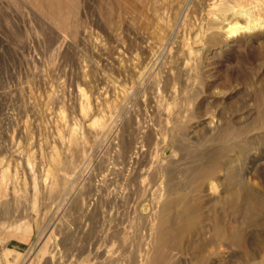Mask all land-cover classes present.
Segmentation results:
<instances>
[{
  "label": "rangeland",
  "instance_id": "374dc122",
  "mask_svg": "<svg viewBox=\"0 0 264 264\" xmlns=\"http://www.w3.org/2000/svg\"><path fill=\"white\" fill-rule=\"evenodd\" d=\"M210 2L0 0V264H149L160 255L154 223L187 205L198 209L177 220L172 233L170 223L163 226L160 252L168 264H264V207L229 204L224 192L232 179L218 168L200 176L203 146L186 136L200 117L217 119L220 109L236 117L264 98V27L235 38L243 47L227 56L198 46L194 73L183 69L176 48L199 27L209 29L204 42L228 28L208 11ZM136 54L149 61L140 74ZM167 82L179 91L158 95ZM161 107L182 110L177 129L164 124ZM148 128L152 144L142 148ZM224 141L213 148L243 151L231 177L264 192V169L260 186L247 173L257 149L238 137ZM211 181L216 187L208 189ZM170 182L188 185L182 207H166ZM214 217L237 229L240 242L209 226L198 236Z\"/></svg>",
  "mask_w": 264,
  "mask_h": 264
},
{
  "label": "bare ground",
  "instance_id": "6f19581e",
  "mask_svg": "<svg viewBox=\"0 0 264 264\" xmlns=\"http://www.w3.org/2000/svg\"><path fill=\"white\" fill-rule=\"evenodd\" d=\"M211 1L210 4H208V11H212L211 13L221 22H227V30L224 31V36H219L217 32L212 33V35L215 37L219 36L218 39H212L209 42H204V37L206 35V33L208 34V30L206 29V32L204 33V29L199 27L198 31L196 32V36L192 39H190L188 42H186V44H182L179 49L176 48V50H179L181 53L178 56L180 59H183L181 61L182 67L184 70L189 71L191 69V61L192 58L194 57V55L197 54V47H206L207 49L210 50H216L218 53H222L223 55L227 56V54L229 53L230 49H234L237 51L241 50L243 45L240 43H235L234 40L235 38H243V36H245V33H249L248 36L254 35L256 33V31H259L260 29H262L264 27V22H262V18H264V10L262 8H260V2H264L263 0H256L254 3H250V4H242V0L238 1V0H209ZM247 1V0H246ZM248 3V2H247ZM264 5V4H263ZM47 6V5H46ZM53 10V9H52ZM51 10V11H52ZM54 12V11H53ZM206 13L207 14H211V13ZM232 12V17H228V14ZM209 16V15H207ZM208 19V18H207ZM179 21V20H178ZM194 24V23H193ZM209 26H211L210 24H208ZM160 26V24H159ZM163 26V25H162ZM151 27V26H150ZM190 27V26H189ZM193 27V26H192ZM196 27V26H195ZM207 27V25H206ZM213 28V26H211ZM215 27V26H214ZM210 28V27H208ZM211 28V29H212ZM158 29V27H157ZM156 29V30H157ZM224 29V26H223ZM155 30V32H156ZM208 31V32H207ZM212 31V30H211ZM154 32V34H155ZM164 32V31H163ZM173 32V31H172ZM210 33V34H211ZM166 34V33H165ZM185 34V33H184ZM164 38V34L161 37V40ZM172 38V37H171ZM185 38V37H184ZM183 38V39H184ZM262 42V41H261ZM160 44V43H159ZM206 45V46H205ZM150 48V47H148ZM232 52V51H231ZM154 53V52H153ZM232 55V54H231ZM134 56V55H133ZM136 56H139L136 54ZM151 57V56H150ZM176 58V60H178L179 63V58ZM136 68H138L137 72L140 74V69H146L148 66V62L147 59L148 57L144 55L143 58L137 57L136 58ZM194 63V62H193ZM192 63V64H193ZM122 65V64H121ZM177 67V66H176ZM169 68V67H168ZM173 68V67H172ZM174 69V68H173ZM171 69V72L172 70ZM176 70V68H175ZM195 70V69H193ZM162 71V70H161ZM177 71V70H176ZM179 71V70H178ZM192 71V69H191ZM123 72V71H122ZM169 72V71H168ZM175 72V71H174ZM181 72V71H180ZM194 73V71H192ZM173 73V72H172ZM191 73V72H190ZM189 73V74H190ZM170 74V73H169ZM174 74V73H173ZM191 75V74H190ZM138 76V75H137ZM189 76V75H188ZM179 77V76H178ZM192 77V76H191ZM183 78V77H182ZM193 78V77H192ZM178 80V79H177ZM180 80V78H179ZM184 80V79H183ZM182 80V81H183ZM189 80V77H188ZM163 83V82H162ZM178 83V82H176ZM187 83V80H186ZM189 84V82H188ZM147 85V83H146ZM145 85V86H146ZM169 83L167 82V84H165L163 87H160L158 89V95H162L163 93L165 94L166 91H168L169 89ZM180 86V85H179ZM124 90V89H122ZM171 92L177 93L179 90L178 88L174 85H172L171 89H169ZM126 93V92H125ZM226 95V94H225ZM87 96V95H86ZM106 96V95H105ZM164 96V95H163ZM163 96H161L163 98ZM217 96H223L222 99L224 98L223 101H225L226 96H224L223 93H219ZM180 97V95H179ZM160 98V97H159ZM184 98V97H183ZM247 98V97H246ZM166 98L164 97V100ZM221 99V98H220ZM163 100V99H162ZM167 100V99H166ZM214 101V100H213ZM162 102V101H161ZM166 102V101H165ZM163 103V102H162ZM167 103V102H166ZM190 103V102H189ZM117 104V103H116ZM157 104V103H156ZM164 104V103H163ZM161 104V105H163ZM245 104V103H244ZM153 105V104H152ZM158 105V104H157ZM184 105V104H183ZM182 105V106H183ZM191 105V104H190ZM169 106V105H168ZM174 106V105H173ZM179 106V107H182ZM157 107V106H156ZM185 105L182 107L184 108ZM215 107V106H214ZM87 109V108H86ZM85 109V110H86ZM162 109V107H161ZM186 108H184L185 110ZM88 110V109H87ZM183 110V111H184ZM159 109H156V112H158ZM162 113L164 115H166V118L164 119L162 116V118L165 121V125L169 126L171 131L177 129V127L179 126V120L181 118L182 115V110H177V112H170V110H168V108L166 110L163 111V109L161 110ZM160 111V112H161ZM187 111V110H186ZM224 109H220L217 116V119H212L210 122L206 121L207 118L206 117H200L199 118V122H197L196 124L192 125L191 128L189 129V131L187 132L186 136L187 139L189 140L190 143L197 145V146H203V150L201 151V154L199 155V158L197 159L198 161V165H200L201 167V171L199 172L200 176L202 177H209L215 169H217L216 172H220V174L224 177L223 179H232V181L230 182V187L227 188V190L224 192L228 197V199H230L229 204L231 203L232 205L237 204V203H242L244 205V207L246 206V210H252L254 208H258V207H264V192L262 190V192H260V190L258 188H249L247 187L245 184L242 183V180L240 179H233L231 177V173L234 170V165L236 163H238L239 161H241L242 159V155H243V151H241L240 147L238 148H234V146L229 149V147H224L222 148L221 145H219L220 147H216L213 148V144L217 143V142H222L225 140V138L227 140H230L232 138L238 137L240 138L241 142H244L243 145L246 148V146H250L252 145L255 150L257 149V152H255L254 154H252V157L250 159V162L248 163L247 166V173L248 175H250V177L254 180L256 185L260 186V183H258V179L260 178V171L264 169V141L262 142L263 144H261V146H259L258 144H254L253 142H259L261 140L264 139V98L258 99L257 100V105L256 107H254L252 104H246L244 106V113H239L237 114L236 117H234V115L227 117L226 115H224ZM246 112V113H245ZM88 113V112H87ZM92 113V112H91ZM185 113V112H184ZM162 114V115H163ZM235 114V113H234ZM246 114V115H245ZM84 115V114H83ZM87 115V114H86ZM84 115V116H86ZM160 115V114H159ZM186 115V114H185ZM101 116V115H100ZM208 116V115H207ZM87 117V116H86ZM160 117V118H161ZM165 117V116H164ZM61 118V117H60ZM63 119H65V117L63 116ZM98 119V118H97ZM138 119V118H137ZM96 122V119H94ZM103 120V119H102ZM64 122V121H63ZM67 122V121H66ZM91 122V121H90ZM93 122V121H92ZM93 122V123H95ZM98 122V121H97ZM260 122V123H259ZM99 123V122H98ZM101 123V122H100ZM103 123V122H102ZM138 123V122H137ZM259 123V124H258ZM67 124V123H66ZM65 124V126H66ZM92 124V123H90ZM104 124V123H103ZM100 125V124H99ZM97 125V126H99ZM74 126V125H73ZM154 126V125H153ZM58 127V126H57ZM83 127V126H82ZM101 127V126H100ZM152 127V125H151ZM166 127V126H165ZM156 128V127H155ZM99 129V128H98ZM108 129V128H107ZM140 129V128H139ZM148 132L144 135L147 137V140L145 141L144 139H142L139 143H141V147L143 148V143H145V145H149L152 144L150 143L151 140L149 141L148 139L151 137V133H150V128H148ZM219 130V131H218ZM59 131V130H58ZM143 131V130H141ZM156 131V130H155ZM166 131V130H165ZM218 131V132H215ZM61 132V131H60ZM153 132V130H152ZM215 132V133H214ZM156 134V133H155ZM72 135V134H71ZM166 135V133L164 134ZM172 135V134H171ZM157 136V135H156ZM167 136V135H166ZM164 136L163 137V142L165 144V142L167 141V137ZM57 138V137H56ZM70 138V137H69ZM159 138V137H157ZM156 138V139H157ZM161 138V136H160ZM71 139V138H70ZM95 139V138H94ZM151 139V138H150ZM153 140V139H152ZM155 140V139H154ZM159 141V140H158ZM248 141V142H246ZM225 142V141H224ZM223 142V143H224ZM240 142V144H241ZM70 144V143H69ZM154 144V143H153ZM161 144V143H160ZM225 145V144H223ZM69 146V145H68ZM139 147V148H141ZM148 147V146H147ZM56 148V147H55ZM67 150V149H66ZM140 150V149H139ZM54 151V150H53ZM142 151V149L140 150V152ZM57 153V152H56ZM58 154V153H57ZM250 154V153H249ZM178 155V154H176ZM130 156V155H129ZM51 158V157H50ZM52 159V158H51ZM55 161V160H54ZM165 163V162H164ZM244 163V162H243ZM42 166V165H41ZM155 166V165H154ZM243 166V165H242ZM29 167V166H28ZM152 167V166H151ZM181 167V166H180ZM199 167V166H198ZM151 169V168H150ZM198 169V168H197ZM194 170V169H193ZM5 171V170H4ZM43 171V170H42ZM48 171V170H47ZM180 171V170H179ZM196 172V170H194V173ZM1 173H3L1 171ZM5 173V172H4ZM49 173V172H48ZM169 174V173H168ZM199 174L197 173V177L199 176ZM219 174V173H218ZM5 174H3L4 176ZM47 175V173H46ZM178 175V174H177ZM220 175V176H221ZM48 176V175H47ZM153 176V174L151 175ZM219 176V175H218ZM216 176V177H218ZM52 177V176H51ZM201 177V178H202ZM5 178V177H4ZM147 178V177H146ZM144 178V179H146ZM200 178V179H201ZM2 178H0L1 181ZM205 179V178H204ZM150 180V177H149ZM203 180V179H202ZM208 180V179H207ZM4 181V180H3ZM155 181V180H154ZM190 181V180H189ZM193 181V180H191ZM215 181V180H214ZM2 182V181H1ZM0 182V183H1ZM27 182V181H26ZM143 182V180H142ZM205 182V180H204ZM210 182V181H208ZM219 182V181H218ZM217 182V183H218ZM223 182V181H222ZM4 183V182H3ZM2 183V184H3ZM7 183V182H6ZM149 183V181H148ZM163 184V181L161 182ZM171 183V182H170ZM216 183V181H215ZM216 183V184H217ZM15 184V183H14ZM37 184V183H36ZM147 184V183H146ZM154 184V183H153ZM153 184H151L153 186ZM160 184V185H162ZM189 184V183H188ZM216 184H214L213 181H211V186L209 187L208 185V189H212L213 186L216 187ZM219 184V183H218ZM145 185V184H144ZM150 185V187H151ZM159 185V186H160ZM168 185V190L166 191L167 193V197H166V207H176L180 205V207H182L181 203H183L187 197V183H175V184H167ZM4 185H2L3 187ZM35 186V185H34ZM158 186V184H157ZM158 186V187H159ZM163 186V185H162ZM218 186V185H217ZM147 187V186H146ZM145 187V188H146ZM149 187V185H148ZM164 187V186H163ZM191 187V186H190ZM189 187V190L191 189ZM258 187V186H256ZM34 188V187H33ZM155 188V187H154ZM160 188V187H159ZM158 188V189H159ZM2 189V188H1ZM7 189V188H6ZM4 189V190H6ZM112 189V188H111ZM14 190V189H13ZM148 190V189H147ZM2 192V190H1ZM0 192V193H1ZM5 192V191H3ZM111 192V191H110ZM163 192V191H162ZM207 192V191H206ZM7 193V191L5 192ZM38 194V193H37ZM161 194V192H160ZM7 195V194H5ZM225 195V196H226ZM4 196V194H3ZM190 197V196H189ZM38 199V198H37ZM221 199V198H220ZM223 200V199H222ZM228 201V200H227ZM200 203V202H199ZM210 203V202H209ZM194 204V203H192ZM208 204V202H207ZM207 204L202 207L205 208V212L206 210H208L209 213V206H207ZM191 205V203L189 204ZM165 206V205H164ZM163 207V206H162ZM198 207V206H197ZM195 207V209L197 208ZM177 209V208H176ZM175 209V212H176ZM193 208V206H185L181 211H178L175 213V215L171 218L169 216V219L165 220L163 218H158L156 220V222L154 223V228H155V234H154V238H155V248H156V253L160 255H158L159 257L154 258V260H151L149 262V264H168L167 259L164 258V256H162L160 250L162 247V242H163V238L165 235V230L163 228L165 223H170V231L169 232H173V225L177 222V220H180L182 218H184L185 216L189 215L190 213L192 214V212L195 210ZM198 209V208H197ZM180 210V209H179ZM36 211V210H35ZM34 211V212H35ZM169 211V210H167ZM164 212L165 216H168V212ZM171 211V210H170ZM199 211V210H198ZM172 212V211H171ZM196 212V213H195ZM195 214H200L197 213V211H195ZM201 212V209L200 211ZM204 212V213H205ZM255 212V211H254ZM167 213V214H166ZM173 213V212H172ZM193 213V214H194ZM37 214V211H36ZM190 214V215H191ZM38 215V214H37ZM111 215V214H110ZM162 215V214H161ZM171 215V214H170ZM173 215V214H172ZM202 215H204L202 213ZM210 215V214H208ZM195 216V215H194ZM206 216V213L205 215ZM211 216V215H210ZM213 216V215H212ZM211 216V217H212ZM216 216V215H214ZM222 216V215H221ZM196 218V217H194ZM208 219L209 217H203ZM202 218V219H203ZM215 219L213 220L212 223L209 224V219L208 221H204V225H201L200 227V231L201 233L198 234V236H204L206 237L209 234V228L213 229V233L214 232H220L222 235L226 236V237H237L236 239H240L239 234L236 230H234L232 227L228 226L222 218L219 217H214ZM225 218V216H224ZM198 219V218H197ZM196 220V219H195ZM197 221V220H196ZM201 221V220H200ZM202 222V221H201ZM229 223V222H228ZM198 224V223H196ZM202 224V223H201ZM231 224V223H230ZM186 225V224H185ZM200 225V224H199ZM13 226V225H12ZM17 227V225H16ZM168 227V226H167ZM15 228V227H14ZM195 230V229H194ZM193 230V231H194ZM239 231V230H238ZM114 232V231H113ZM190 232V230H189ZM188 232V233H189ZM175 233V232H174ZM197 233V232H196ZM240 233V232H239ZM215 234V233H214ZM176 236V235H175ZM210 236V235H209ZM222 236V237H224ZM175 238V237H173ZM181 238V237H180ZM209 238V237H208ZM212 238V237H211ZM216 238V237H215ZM214 238V239H215ZM235 239V240H236ZM238 239V241L240 242V240ZM243 239V238H242ZM175 240V239H174ZM179 240V239H177ZM232 240V239H231ZM219 241V240H218ZM178 242V241H177ZM186 242V241H185ZM230 242V241H229ZM237 242V241H236ZM180 244V243H179ZM165 247V246H164ZM177 247V246H176ZM167 248V247H166ZM154 249V248H153ZM155 250V249H154ZM153 250V251H154ZM165 250V249H162ZM168 250V249H167ZM182 250V249H180ZM166 251V250H165ZM185 251V250H184ZM183 251V252H184ZM188 255V254H187ZM103 256V255H102ZM170 256V255H169ZM179 256V255H178ZM7 257V256H6ZM13 257V256H12ZM96 257V255H95ZM73 258V257H72ZM170 258V257H169ZM201 259V257H200ZM172 260V259H171ZM196 260V259H195ZM72 261V260H71ZM10 262V261H9ZM104 262V261H103ZM193 262V259H192ZM197 262V261H196ZM201 262V261H200ZM11 263V262H10ZM117 263V262H116ZM195 263V262H194ZM198 264V263H196Z\"/></svg>",
  "mask_w": 264,
  "mask_h": 264
}]
</instances>
